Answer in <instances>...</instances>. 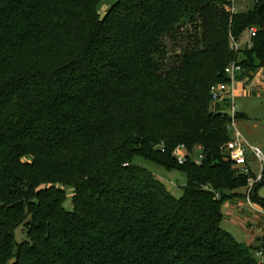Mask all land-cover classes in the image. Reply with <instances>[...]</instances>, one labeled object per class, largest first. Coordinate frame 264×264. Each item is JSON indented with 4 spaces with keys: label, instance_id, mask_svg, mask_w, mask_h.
I'll return each instance as SVG.
<instances>
[{
    "label": "trees",
    "instance_id": "trees-1",
    "mask_svg": "<svg viewBox=\"0 0 264 264\" xmlns=\"http://www.w3.org/2000/svg\"><path fill=\"white\" fill-rule=\"evenodd\" d=\"M101 1L0 0V264H257L220 227L247 178L210 87L239 53L238 79L264 68V0ZM134 157L183 172L182 196Z\"/></svg>",
    "mask_w": 264,
    "mask_h": 264
},
{
    "label": "rangeland",
    "instance_id": "rangeland-1",
    "mask_svg": "<svg viewBox=\"0 0 264 264\" xmlns=\"http://www.w3.org/2000/svg\"><path fill=\"white\" fill-rule=\"evenodd\" d=\"M115 1L102 0L97 7L98 14L101 17L104 16ZM254 1L251 0L247 4L240 5L234 0V5L237 8V12L245 11L253 7ZM248 41H250L249 32L243 34L240 38L238 42L240 50L245 49V44ZM242 59L243 56L239 53L236 60L240 62ZM248 76V78L241 79L243 81V85L239 86L242 88L241 95L234 98L235 111L240 114L235 120V126L248 144L264 149V68H258L255 72L248 74ZM198 154V150H195L192 157L194 158ZM132 163L151 172L174 198L179 199L182 196V187L186 183V177L183 172L166 170L141 157H134ZM252 166L256 167L255 164H252ZM225 193L228 196L232 194L231 192ZM238 193L243 195L228 197L222 203L220 227L232 235L237 242L254 248L257 238L259 240L263 239L264 215L257 212L255 208L258 209L259 207L256 203L251 201L252 206H250L244 199V188L239 189ZM70 196L71 189L66 188L63 207L67 210L72 209ZM256 197L264 199V183L257 188ZM14 237L17 243L24 240L21 227L15 230ZM260 242L262 241L260 240ZM259 245L256 244L255 248Z\"/></svg>",
    "mask_w": 264,
    "mask_h": 264
},
{
    "label": "built area",
    "instance_id": "built-area-1",
    "mask_svg": "<svg viewBox=\"0 0 264 264\" xmlns=\"http://www.w3.org/2000/svg\"><path fill=\"white\" fill-rule=\"evenodd\" d=\"M227 2V11L231 14L237 12V8L234 5V0H225ZM240 3L245 4L250 0H239ZM256 34V28L252 27L249 30L250 41L245 44V48L251 47V38ZM239 41H235L230 38V49L233 52H238ZM243 69L238 64V61H232L225 69L224 74L228 78L226 83L215 84L210 87L211 101L218 106V112L225 114L229 117L228 130L230 131V139L222 147V154L231 163L233 169L237 171L239 175L246 176V188L244 199L251 204V196L254 188L264 181V149L250 145L243 138L240 132L236 129L235 120L237 118V112L234 107V98L236 97L237 86L243 84V81L238 79L242 74ZM189 153L183 145L177 146L173 152L172 157L175 161L181 165L185 162ZM202 160V156L198 154L193 158V162L199 165ZM252 164H255L254 168ZM253 256L257 264H264V241L253 251Z\"/></svg>",
    "mask_w": 264,
    "mask_h": 264
},
{
    "label": "crops",
    "instance_id": "crops-1",
    "mask_svg": "<svg viewBox=\"0 0 264 264\" xmlns=\"http://www.w3.org/2000/svg\"><path fill=\"white\" fill-rule=\"evenodd\" d=\"M236 1H237V3H239L240 5L242 4V3H240L239 0H236ZM250 1H251V0H250ZM248 2H249V1H248ZM248 2H247V3H248ZM247 3H245V4H247ZM242 5H243V4H242ZM240 85H243V84H240ZM240 85H239V86H240ZM239 86H237V90H236V93H235V94H236V97L239 96V95H241L240 93H241V89H242V88L239 87ZM237 114H239V113H237ZM258 207H259V206H258ZM255 209L257 210V212H258L259 214L264 215V210H263L261 207H259L258 209H257V208H255ZM262 238H263V239H260V240L263 242V241H264V235H262ZM260 240L257 238V241L255 242V245H256V244L259 245L260 243H262V242H260ZM255 245H254V248L256 247Z\"/></svg>",
    "mask_w": 264,
    "mask_h": 264
}]
</instances>
